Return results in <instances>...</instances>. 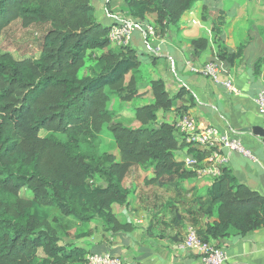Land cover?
<instances>
[{"label":"trees","instance_id":"16d2710c","mask_svg":"<svg viewBox=\"0 0 264 264\" xmlns=\"http://www.w3.org/2000/svg\"><path fill=\"white\" fill-rule=\"evenodd\" d=\"M123 2L133 21L154 14L159 34L173 25L187 27L192 12L199 21L211 19L216 60L226 71L253 44L238 13L221 16L204 0ZM94 13L90 0H0V38L16 21L23 29H41L36 54L0 50V264H84L88 253L105 252L79 244L95 231L88 228L91 222L100 221L101 230L111 233L130 226L112 205L129 203L126 180L134 169L151 172L145 185L176 196L187 192L183 183L195 177L174 156L176 149L189 147L175 121L189 114L185 103L192 96L185 87L171 95L162 79L150 80L142 90L143 54L129 44L112 46L110 25ZM226 28L238 32L233 51L220 35ZM258 33L264 37L263 28ZM207 44L205 38L192 40L193 53ZM255 54L251 68L259 76L264 45ZM148 93L152 100L133 108L137 126L116 120L118 114L107 108L112 98L131 101ZM171 107L174 119L158 122L157 112ZM104 130L118 155L100 149ZM188 150L198 159L204 156ZM196 200V214L205 221L197 233L210 244L264 227V196L226 167Z\"/></svg>","mask_w":264,"mask_h":264},{"label":"crops","instance_id":"0c3cea01","mask_svg":"<svg viewBox=\"0 0 264 264\" xmlns=\"http://www.w3.org/2000/svg\"><path fill=\"white\" fill-rule=\"evenodd\" d=\"M108 5L95 8V16L104 25L131 19L123 2L118 8H113L112 0ZM211 12L219 10L220 15L238 13L243 16L240 25H248V12L255 11L261 21L253 25L264 29V14L260 16L258 8L251 0H204ZM248 1L251 5L248 8ZM261 1V0H258ZM192 21L187 27L170 26L162 34L148 37L141 29L132 32L129 45L143 54L142 64L146 67L147 76H142L141 89L149 87V81L162 79L171 95L177 93L180 87L188 90L192 96L186 101L188 112L198 124L214 126L219 131L231 137H238L243 145L249 149L252 157H246L239 152L229 153L226 166L235 179L251 190L264 196V138L252 130L260 127L263 130L264 117L258 112L256 96L264 87V70L255 76L251 63L256 50H262L264 37L251 32L253 44L244 51V57L236 60L226 71L222 64L223 75L230 77L240 89V93L228 92L220 83L196 72L205 62L216 60L217 45L211 41V19L197 20L195 12L191 13ZM258 18V19H259ZM143 22L152 25L158 31L154 14H146ZM263 24V25H262ZM258 25V26H257ZM221 37L227 47L234 50L240 40L236 29L222 30ZM198 38L208 40L207 48L195 55L191 41ZM187 100L188 96L184 95ZM144 101L150 102V93L144 95ZM110 103H107V108ZM109 109V108H108ZM133 109V108H132ZM131 109V110H132ZM174 109L159 110L158 122H171L174 119ZM114 111V110H113ZM133 112V110H132ZM134 113V112H133ZM225 151V149H224ZM150 171L141 167L134 169L126 180L130 189L127 205H112V211L120 221L128 222L129 227L115 233L101 230V222L94 220L88 228L95 231L86 238L79 240V244L89 250H105L120 257L127 264H199L196 253L179 249L177 245L182 241L186 228L194 226L202 233L205 225L201 216L196 214L198 204L196 197L203 195L209 182L193 178L183 183L187 191L176 196L172 190H164L154 185H145L144 179L150 176ZM226 251L225 264H264V227L254 229L244 235H230L217 242Z\"/></svg>","mask_w":264,"mask_h":264},{"label":"built area","instance_id":"2783aa9c","mask_svg":"<svg viewBox=\"0 0 264 264\" xmlns=\"http://www.w3.org/2000/svg\"><path fill=\"white\" fill-rule=\"evenodd\" d=\"M137 29H141L143 34L148 37L156 36L155 28L152 25L143 21L137 22L127 19L111 23L107 38L112 46L126 45L129 44L132 32ZM194 70L211 81L220 83L228 92L232 94L240 93V89L235 85L234 81L230 77L223 75L222 64L219 61H207L200 67L194 68ZM256 103L258 105V112L264 117V87L258 92ZM175 126L182 135L184 143L189 145L188 148L195 149L199 153L204 154L201 159L193 156L192 153L181 159L185 167L193 171L195 179L211 183L214 179L218 178L229 162V153L231 151L239 152L249 158L252 157L249 149L243 145L238 137L228 136L214 126L200 125L190 114L179 116L175 121ZM177 248L196 253L199 257V264H225L227 260L226 251L220 246L201 240L194 226L186 228L185 235L179 245H177ZM84 264L127 263L120 257L105 251L88 253Z\"/></svg>","mask_w":264,"mask_h":264},{"label":"rangeland","instance_id":"374dc122","mask_svg":"<svg viewBox=\"0 0 264 264\" xmlns=\"http://www.w3.org/2000/svg\"><path fill=\"white\" fill-rule=\"evenodd\" d=\"M106 0H90V3L96 8L99 5H104ZM122 0H112L113 8H118L119 4ZM210 1V0H209ZM256 2V3H255ZM250 3H255V9L258 8V11L260 12V16H263L264 14V0L258 1V0H251ZM248 1V8L249 5H251ZM194 5H192L191 8H194ZM250 9V8H249ZM256 10L249 11L248 14V25H256V22H259L262 20V18H258L254 16ZM95 14V13H94ZM244 18L243 16H241ZM243 20V19H242ZM260 23V22H259ZM252 26H245L244 29H247L250 34L253 32L254 34L259 32V30L262 28L261 26L255 27V30ZM263 25V24H262ZM41 29L39 27H29L28 29H23L18 21L11 23L8 28L5 30L3 36L0 38V50H9L13 51L15 55H19L26 51L27 53H37V45H35V39L40 35ZM238 36V32H237ZM239 39V38H238ZM99 52V51H97ZM143 58V55H142ZM144 59V58H143ZM142 59V62L144 61ZM142 75L145 77L147 76L146 67L141 63L140 66ZM143 97L133 99L131 101H121L118 98H112L108 101L110 103L109 109L114 110L115 113L118 115L116 116V120L129 125V126H137L138 122L134 118V113L132 112V108H134L135 105L140 104L143 100ZM132 109V110H131ZM100 149L102 151L110 152L113 154L118 155V150L116 146L113 143L112 137L110 135V132L107 130H104L101 135V146ZM191 151H189L186 147L178 148L174 151V156L176 159L181 160L185 156L190 155Z\"/></svg>","mask_w":264,"mask_h":264},{"label":"water","instance_id":"95a60500","mask_svg":"<svg viewBox=\"0 0 264 264\" xmlns=\"http://www.w3.org/2000/svg\"><path fill=\"white\" fill-rule=\"evenodd\" d=\"M245 130H247V131L252 130L254 133H256L258 135L263 134V130L260 127H252V128H247Z\"/></svg>","mask_w":264,"mask_h":264}]
</instances>
